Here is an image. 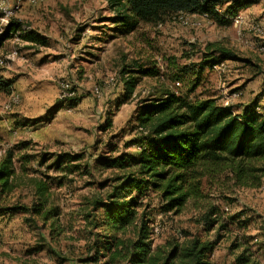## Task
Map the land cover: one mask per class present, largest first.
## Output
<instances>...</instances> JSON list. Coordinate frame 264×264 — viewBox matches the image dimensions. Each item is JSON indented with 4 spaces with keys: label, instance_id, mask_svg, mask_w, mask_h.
Listing matches in <instances>:
<instances>
[{
    "label": "rangeland",
    "instance_id": "374dc122",
    "mask_svg": "<svg viewBox=\"0 0 264 264\" xmlns=\"http://www.w3.org/2000/svg\"><path fill=\"white\" fill-rule=\"evenodd\" d=\"M218 1L223 6L225 0ZM0 2L11 11L2 18L0 10V36L9 21H17L19 34L32 30L45 41L31 45L10 36L0 46V81L11 85L9 93L0 92V159L12 150L16 170V188L0 197V264H108L101 256L85 260L94 255L84 243L90 231L82 218L86 203L104 196L119 174L99 160L137 155L144 134L135 112L142 102L172 91L191 99L214 97L222 104L224 86L217 81L233 89V82L264 75V0L236 10L237 24L225 14H196L184 25L175 14L159 24L140 22L126 35L110 20L118 11L109 0ZM209 43L233 52L223 60V71L218 63L199 68ZM147 69L155 76H144L141 71ZM131 76H137V86L122 102L124 81ZM74 155L79 159L67 158ZM254 176L236 181L228 171L206 175L202 197L189 200L178 213L161 210L156 193L147 190L139 200L151 220L152 247L197 235L216 240L211 261L233 264L238 250L230 244L237 235L250 238L264 258V172ZM37 180L49 186L45 209L56 210L54 225L10 210L37 203ZM209 209L225 229L215 224L206 230L203 216Z\"/></svg>",
    "mask_w": 264,
    "mask_h": 264
},
{
    "label": "trees",
    "instance_id": "16d2710c",
    "mask_svg": "<svg viewBox=\"0 0 264 264\" xmlns=\"http://www.w3.org/2000/svg\"><path fill=\"white\" fill-rule=\"evenodd\" d=\"M117 8V15L110 18L120 34L135 30L140 22L159 24L169 15L178 13L236 15V10L257 0H109ZM216 9H220L218 13ZM232 15V16H231ZM224 16V15H223ZM17 21H9L2 42L10 36L31 45H44L43 37L32 30L21 29ZM209 51L201 66L212 67L234 57L230 49L216 43L206 45ZM245 62H249L245 60ZM203 65V66H202ZM139 70V66H137ZM141 71V70H140ZM144 76H155V71H141ZM137 76L124 81L122 102L130 99L137 86ZM10 82L0 81V92L9 93ZM72 100V99H70ZM233 105L219 104L214 97L189 98L172 91H165L159 98L142 102L135 112L137 127L144 134L136 156L125 154L103 157L99 163L105 168H117L110 189L101 197L90 199L82 216L89 236L85 238L88 254L94 260L103 257L108 264H215L209 254L216 240L193 235L182 242L169 241L152 247L151 220L143 209L139 197L147 190L156 193L164 212L178 213L189 200L202 197L200 182L212 173L228 171L236 181L254 178L255 172H264V115L248 106L240 113ZM72 160H78L74 155ZM259 176V175H258ZM16 170L12 150L0 159V197L9 195L15 188ZM259 184V183H258ZM37 203L32 208L19 206L13 211L41 216L44 222L54 225L58 217L52 209H45L49 201V186L43 181L33 182ZM209 209L203 216V225L211 230L218 219ZM220 229L226 226L220 224ZM219 229V230H220ZM219 235L217 234L216 237ZM91 238L90 245L88 244ZM250 238L238 237L231 241L230 249L238 250L233 264H264L258 256L259 249H252Z\"/></svg>",
    "mask_w": 264,
    "mask_h": 264
},
{
    "label": "crops",
    "instance_id": "0c3cea01",
    "mask_svg": "<svg viewBox=\"0 0 264 264\" xmlns=\"http://www.w3.org/2000/svg\"><path fill=\"white\" fill-rule=\"evenodd\" d=\"M217 82V86H224V89L219 91L220 94H223L221 100L226 99L223 101L222 105H227L228 101H230L229 105H233L234 103L237 104V106H234L237 113H240L244 108L251 106V108L264 115V75L257 74V76L252 79L247 78L238 83L233 82L232 86H236L233 87V89H229L227 84L225 86L224 83H221L220 81ZM227 90L229 91V94H226ZM234 91L240 93L238 98H234L231 95Z\"/></svg>",
    "mask_w": 264,
    "mask_h": 264
},
{
    "label": "built area",
    "instance_id": "2783aa9c",
    "mask_svg": "<svg viewBox=\"0 0 264 264\" xmlns=\"http://www.w3.org/2000/svg\"><path fill=\"white\" fill-rule=\"evenodd\" d=\"M31 2H33V3H40V2H43L44 0H30ZM0 10H1V12H2V14H3V17L2 18H4V17H7L10 13H11V11H10V9H8L5 5H3V3L2 2H0ZM217 10V12L219 13L220 12V9H216ZM194 15H196V14H188V13H178V16H177V20L181 23V24H184V25H188V21L190 20V17H194ZM199 16H201V17H204V18H206L207 17V15L206 14H202V15H199ZM232 21L235 23V24H237V23H239L240 21H241V17H240V15L239 14H236L233 18H232ZM192 23V22H191ZM194 24V23H193ZM225 62H219L218 64H216L215 65V67L217 68V69H219V70H222L223 71V69H225ZM63 86H67V85H63ZM175 86H179V82L177 81L176 83H175ZM94 92L95 93H98V91H97V89H94ZM240 95V93L239 92H237V93H233V96L236 98V97H238ZM63 96H66V99L67 98H69L68 96H70V93H66V95L65 94H63ZM138 130H142L140 127H138Z\"/></svg>",
    "mask_w": 264,
    "mask_h": 264
}]
</instances>
